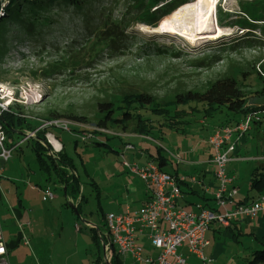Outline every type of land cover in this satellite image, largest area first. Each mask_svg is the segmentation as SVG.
Here are the masks:
<instances>
[{
  "label": "rangeland",
  "instance_id": "1",
  "mask_svg": "<svg viewBox=\"0 0 264 264\" xmlns=\"http://www.w3.org/2000/svg\"><path fill=\"white\" fill-rule=\"evenodd\" d=\"M186 1L189 0L158 16L155 26L140 19L155 9L146 0H84L82 9L60 1L48 3L36 9L40 20H36L33 31L28 33L29 30L28 34L20 33L16 22L3 19L7 0L3 1V8H0V81L13 85L17 93L24 91L23 96L19 95L23 104H12V111L4 115L12 116L16 124L15 131L5 130L6 141L13 139L14 142L5 143L13 147L11 157L7 161L0 159V224L10 245L9 264H96V260L101 263L104 252L97 228H103L106 213L128 209L126 204L123 210L116 212L126 192L125 176L120 175L126 172L119 155L123 138L120 135L133 133V123H126L125 128L108 127L101 133L113 137L106 138L103 143H86L80 136L97 128L99 102L135 92L167 97L186 90H204L215 79L231 76L242 83L249 104H260L261 97L255 91L264 84V5L258 8L261 16L255 11V19L251 20L245 11H254L250 6L252 0H214L210 26H218L228 33L215 39L202 38L192 43L178 35L148 32L149 28L161 25ZM182 21L180 25H184ZM114 23H118L119 39L113 48L98 44L97 49L87 54L88 37L100 34L104 27H115ZM73 55L79 57L77 61L68 60ZM60 61L64 63L60 68L53 66L45 72L46 66ZM190 107L185 108L189 111L199 106L191 102ZM18 111L40 122L30 117H19L21 120L16 122L14 112ZM137 111L159 127L164 121L146 109L138 108ZM261 112L246 115L257 117L264 114ZM73 116H83L87 120L78 121L72 119ZM230 116L232 114L225 107L210 118L200 111L195 112L186 133L178 130L172 134L170 143L163 139L157 144L166 149L163 152L167 153L168 161L174 162L172 154L184 147L193 149L195 142L205 137L213 125L224 124ZM73 120L82 124H75ZM43 123L48 124L42 129L45 131L43 143L50 157L44 149H40L42 154L37 156L31 147L41 129L36 131L35 137L22 140L25 130L33 129L27 124L39 127ZM166 124L161 125L162 129L168 128ZM252 125L254 129L255 124ZM259 125L264 129V119ZM52 140L64 146L77 172L79 196L82 195L77 212L73 207L77 206L78 198L70 200L64 189L55 184V165L50 158L55 161L57 152ZM132 140L137 142L139 138ZM134 144L136 151L123 156L140 162L131 154H136L142 143ZM147 144L151 152L158 146L152 142ZM259 144L249 143L254 154L255 150L260 152ZM195 157L193 154L190 159L183 160L190 162ZM174 168L175 164L167 166L170 171ZM65 170L66 178L76 176L70 168L65 167ZM127 176L146 184L134 174ZM46 187L53 193L52 200L44 195ZM93 233L97 235L96 240L92 238ZM229 233L215 239L214 245L218 243L219 249L212 264H246L248 258H252L248 250L263 248L259 243H251L247 233ZM22 236L27 239V245L21 240ZM242 248L244 251L240 253L238 250Z\"/></svg>",
  "mask_w": 264,
  "mask_h": 264
},
{
  "label": "built area",
  "instance_id": "2",
  "mask_svg": "<svg viewBox=\"0 0 264 264\" xmlns=\"http://www.w3.org/2000/svg\"><path fill=\"white\" fill-rule=\"evenodd\" d=\"M0 1L2 9L5 0ZM16 91L17 89L13 85L0 81V159L4 161L11 157L13 148L5 143L11 142L10 144H12L13 141H6L3 117L11 110L12 104H23L24 102L19 97L20 94L23 96L24 91L18 93ZM28 96L30 93L26 97ZM14 114L16 117H30L39 121L38 118L23 115L20 111L14 112ZM251 116H245L235 126L217 129L208 137V143L214 151L212 159L216 166L214 178L217 181V186L213 192L216 209L202 206L197 210L185 209L180 202L181 189L176 176L161 170L153 160L140 164L130 163L122 155L124 167L144 180L149 195L142 206L135 211L127 209L125 212L105 214L104 227L97 228L104 252L100 264H109L113 253L119 256L121 264H193L178 252V248L183 245H186L188 251L195 253L200 258V261L195 264H212V259L202 253L203 248L208 244L206 232L213 225L226 226L234 219H251L257 213L264 211V195H260L248 203H236L234 200L236 188L232 185V177H229L225 171L231 158V152L234 150L233 143L228 144L227 140L234 131H237L239 135L244 133L249 127ZM47 126L48 124L43 123L32 131L25 130L26 133L22 140L35 137L36 131ZM67 127L66 124L65 128ZM99 130L105 131V129ZM91 136V133H85L80 137L86 141ZM124 149H133V146L127 144ZM172 157L177 163L182 161L180 153L172 154ZM190 180L197 182L195 177H191ZM44 195L50 200L54 198L49 187L45 188ZM86 225L95 227L89 223ZM142 237L148 239L150 248L154 251L153 254L144 251L140 241ZM22 240L27 243L25 236H22ZM0 264H9L7 243L3 237L1 224Z\"/></svg>",
  "mask_w": 264,
  "mask_h": 264
},
{
  "label": "trees",
  "instance_id": "3",
  "mask_svg": "<svg viewBox=\"0 0 264 264\" xmlns=\"http://www.w3.org/2000/svg\"><path fill=\"white\" fill-rule=\"evenodd\" d=\"M59 1L68 3L75 8L81 9L85 5L84 0H7V3L4 7L6 10V15L3 17V19L5 21L9 19V21L11 22H16L19 32L28 34L33 31L32 28L35 22H37L36 20H40L38 18V11L36 9L38 7L43 8L48 3ZM146 1H148L150 5H152V9H155L151 10L150 13H145V15H142L140 19L142 18L141 20H144L145 22H147V24L155 26V20L158 16L166 14V12H170L177 4L183 2L184 0ZM250 3L251 7L258 9L260 6L264 5V0H252V2ZM255 9L251 12L245 11V14L251 20L255 19L253 18V13L255 11H257V13L261 16L262 12L259 9ZM156 13L158 14L155 15ZM249 18L248 20H250ZM248 20L244 19V21ZM114 24L115 27H104L100 34L96 35L95 37H88V43L86 45L87 54L92 52L94 49H97L99 47L97 46L98 44H103L105 48H113V44L117 39H119V33L116 29L118 23ZM105 36H107V38L103 39V37ZM19 39L21 41H24L23 37H20ZM89 43L90 46L88 47ZM77 58L79 57H75L73 55V57L71 58L70 56V59L68 60L77 61ZM60 64L64 63H61V61L55 62L48 67L46 66L44 70L45 72H47L48 68H51L53 66L60 68ZM241 84L242 83L238 80L237 77L233 78L231 76H224L210 82L204 90H186L174 93L173 95L167 97H157L146 92H135L134 94H123L111 100L101 101L98 103L100 114L97 116V128L93 131H89L92 136L86 141L89 143L95 142V144L103 143V140H105L106 138L109 139L113 136L103 134L101 132L104 131H100L99 129L106 130L110 126H122V128H125L126 123L128 122L133 123L131 128L133 133L144 136L156 135L160 137L165 130L162 129L161 125H163L165 122H167V129H175L177 131L180 130L182 133H184L186 131V127L191 123L190 117H193L195 112L200 111L203 113L204 117L210 118L216 115L221 107H225L226 110L230 112V114H232V116H245L248 113L260 111L264 113V84L260 89L255 91L256 94L261 97V99H259L260 104L257 106H252L248 103L249 99L245 95ZM191 102H194L196 106L198 105L199 107H197L196 109H190L192 108L190 107ZM185 107H190L189 111ZM138 108L146 109L152 114L160 116L165 122L163 121V123H160V127L154 125L148 118H144L138 113ZM178 113H180L181 115H178ZM12 118V116L3 117L2 122L4 130L9 129V131H15L16 123L14 124V120H12ZM72 119L82 122H85L87 120L83 116H73ZM228 119L229 117L227 118V120ZM20 120L21 118L16 117V122H19ZM75 120H73L75 124H82ZM27 127H32L34 129L36 126L27 124ZM44 133L45 131H43V129L37 132L36 139L31 142V147L33 148L37 156L42 154L41 150L44 149L46 155L50 157L47 154L48 148H46L44 146L45 143H43ZM94 133L98 134L99 136L95 135ZM101 138L102 141H98ZM127 144L132 145L131 143H126L125 145ZM161 152L162 150L160 148H156V153L150 155L152 156L153 160L158 162L160 168L167 164V158ZM50 159L55 165V175L61 182H63L65 186V193L67 194L68 192H70L74 198L78 197L79 202L77 203L76 210L79 211L80 203L82 201V195L79 196L80 182L77 176H70L66 178L65 167L70 168L72 171L74 170V166L71 163L70 158L63 151H60L55 155V161L52 158ZM250 184L251 188L253 187L256 190H262L264 188V172L258 174L256 177H253ZM104 223L105 221L103 222V227ZM92 238L96 240L97 235L93 233ZM261 245H263V248L254 250L251 253L252 258H249L246 264H264V242H262ZM99 262L100 260H96V264H99ZM109 264H121L119 256L113 253Z\"/></svg>",
  "mask_w": 264,
  "mask_h": 264
},
{
  "label": "crops",
  "instance_id": "4",
  "mask_svg": "<svg viewBox=\"0 0 264 264\" xmlns=\"http://www.w3.org/2000/svg\"><path fill=\"white\" fill-rule=\"evenodd\" d=\"M244 117L245 116L243 115L230 116L229 119L224 124L221 123L222 125L220 126H218L217 124L213 125V127L209 130V132H207L205 137L195 142L197 144L194 146L193 149L188 150L185 147L181 148V151L179 153L182 157V161L179 163H177L176 160H174V162L168 161V158L166 156L167 153L165 152L166 153L165 155L163 152L166 149L162 145L157 144V143H162L161 141L163 139H166V141L170 143L169 141H171L170 139L172 134L178 132L177 130L175 131L174 129H165L164 132L161 134L160 138L156 135L144 136L136 133H124L121 136V138L122 137L123 138L120 139L122 152H120L119 155L121 157L124 153L130 151H136L134 143H142L140 148L138 147V151L136 152V154L134 155L131 154L132 158H134V156L136 155L140 160V162L128 160V158H125L123 156L124 159L130 163L135 162L140 164L148 160H153L152 156L150 155L155 154L156 148H160L162 150L161 153L166 156L168 164H170L171 167L173 166V164H175L174 171H170L167 169L168 164L163 166L161 169L176 176V178L179 179V185H180L179 187L181 189L180 202L182 206L188 210H197L198 207L201 206L216 209L217 205L213 199V192L217 186V181L214 178V170L216 166L212 159L214 151L213 148L208 143V137L217 129L223 128L225 126H229V127L235 126L237 123L241 122ZM263 117H264L263 114H261L260 116L258 115L257 117L251 116L250 124L251 123L255 124L254 129H252L253 125L250 126L249 124L248 129L244 133L239 135L237 131H234L227 140L228 144L233 143L234 150L233 152H231V158L226 165L225 171L229 177H232V185L236 188L237 192L236 195L234 196V200L236 201V203H248L252 201L254 198H257L260 195H264V188L262 190H256L253 187L251 188V184H250L253 177H256L258 174L264 172V134H263L264 129H262L263 126L259 125L262 119H264ZM186 132H187V128L184 133ZM134 138H139V140L137 142L133 141L132 139ZM11 140L13 141V139ZM98 141H102V138ZM150 142L156 143L158 145V146H154L153 152L150 151L149 146L147 144ZM86 143L89 142L86 141ZM126 143H131L134 146V148L125 150L124 145ZM249 143H261L259 144L262 147L260 149V152L254 149L255 150V154H254V152H252L251 150V147L249 146ZM60 151H63L65 154H67V152L64 149V146L57 141V143H55V152H60ZM193 154H195L196 156L195 159L193 160L191 159L190 162H186L183 160L186 158L190 159V157ZM155 162L158 164L157 161ZM121 164L124 167L122 158H121ZM125 170L126 172L124 171L120 172V175L124 174L123 176H125L124 177L125 178L124 186H126L125 198L121 204L120 203L118 204V207L116 208V212L123 210L126 204L128 205L127 208L129 211H134L139 209L149 195V190L147 185L146 184L144 185V183L141 181L133 180L131 179V177H128L127 176L128 174L133 175V173L129 172L126 168ZM73 171L77 176V172L75 171V168ZM191 177H195L197 179V182H192L190 180ZM55 179H56L55 184H58L59 187H62L65 191V186L63 182H61L58 177L57 178L55 177ZM65 195L69 197L70 200L73 199V195L70 192H68L67 194L65 193ZM69 204L71 203L69 202ZM229 231L231 233H241V231L247 233L251 236L250 237L251 243L261 244L262 242H264V211L257 213V215L251 219H246V218L234 219L226 226L213 225L206 232V239L208 240V244L203 248L202 253L205 256L212 259L219 249L217 247L218 243H215L214 245L215 239L224 233H229ZM2 233H3V229H2ZM140 241L142 243L145 252L151 254L154 253V251L150 248V243L146 237H142ZM6 243H7V252L9 255L10 245H8L7 241ZM24 244L27 245L28 242ZM238 251L242 253L244 251V248ZM253 251L254 250L251 251L250 249L248 250L247 253L249 252L252 253ZM178 252L183 254L190 263L195 264L200 261V258L195 253L188 251L186 245L179 247Z\"/></svg>",
  "mask_w": 264,
  "mask_h": 264
},
{
  "label": "bare ground",
  "instance_id": "5",
  "mask_svg": "<svg viewBox=\"0 0 264 264\" xmlns=\"http://www.w3.org/2000/svg\"><path fill=\"white\" fill-rule=\"evenodd\" d=\"M175 8L160 27L149 28L148 32L168 33L186 38L189 42L198 39H215L218 36L228 34L220 27L212 28L209 21L214 15V0H189ZM186 15V18H185ZM179 19H182V24ZM50 138V137H49ZM55 146V140L51 141Z\"/></svg>",
  "mask_w": 264,
  "mask_h": 264
},
{
  "label": "water",
  "instance_id": "6",
  "mask_svg": "<svg viewBox=\"0 0 264 264\" xmlns=\"http://www.w3.org/2000/svg\"><path fill=\"white\" fill-rule=\"evenodd\" d=\"M73 208H74L75 212H77L76 207H73Z\"/></svg>",
  "mask_w": 264,
  "mask_h": 264
}]
</instances>
